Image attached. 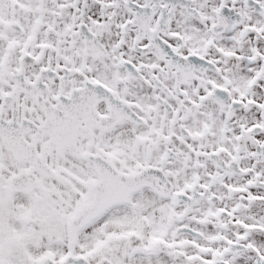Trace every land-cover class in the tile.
<instances>
[{"label":"snow or ice","instance_id":"6c2138e0","mask_svg":"<svg viewBox=\"0 0 264 264\" xmlns=\"http://www.w3.org/2000/svg\"><path fill=\"white\" fill-rule=\"evenodd\" d=\"M0 264H264V0H0Z\"/></svg>","mask_w":264,"mask_h":264}]
</instances>
